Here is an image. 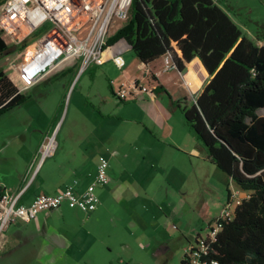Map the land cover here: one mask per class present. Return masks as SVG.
Returning a JSON list of instances; mask_svg holds the SVG:
<instances>
[{
  "label": "crops",
  "instance_id": "0c3cea01",
  "mask_svg": "<svg viewBox=\"0 0 264 264\" xmlns=\"http://www.w3.org/2000/svg\"><path fill=\"white\" fill-rule=\"evenodd\" d=\"M126 23L115 20L107 42ZM263 43L257 42L259 45ZM104 58L103 64L92 63L86 67L87 70L84 69L83 75L87 71L91 74L90 88L86 90L80 85L78 97H75L74 87L64 115L65 99L76 77L83 72L81 59L59 63L52 73L26 90L16 85L6 64L3 65L5 56L0 60L9 80L25 95L22 103L0 114V181L12 192L23 191L22 202L30 203L39 193H57L75 182V190L82 192L93 181L98 158L102 155L110 162V182L96 189L100 203L108 196L127 195L126 185L118 180L122 174L118 175L112 168L114 159L121 160L123 156L118 150L119 143H128V130L120 134L117 128L114 129L118 120L132 121L144 127L148 139L145 146L147 151L157 144L195 155H200L204 150L186 124L182 111L173 105V101L183 98L194 100L211 79L199 57L186 63L183 72L166 68L169 55L145 64L134 55L130 44L121 38L112 44L106 43ZM99 69L109 81L106 91L96 89ZM59 76L69 78L63 82L62 90L57 88L54 91L50 83ZM134 82L153 89L154 96L141 95L134 100H119L116 91L122 85L130 88ZM160 86L161 89L155 90ZM43 88L46 90L41 91ZM183 128L185 133L181 131ZM119 136L124 141L116 139ZM50 138L55 143L54 153L41 161L39 149ZM229 196L228 192L227 200ZM64 204L55 210L39 213L29 223L18 221L10 224L0 236V254L8 256L12 263L21 264H90L99 255L108 256L112 249L96 243L87 221L81 223L80 212L83 211L77 208L70 210ZM99 205L95 211L87 213L89 219L86 220L99 213ZM146 228L142 230L143 233ZM156 241L160 243L158 248H165L170 243L166 242L168 238L162 242L159 239ZM190 241L192 239L188 243ZM130 247L128 243L123 245L127 250ZM158 254L161 252H154V255Z\"/></svg>",
  "mask_w": 264,
  "mask_h": 264
},
{
  "label": "trees",
  "instance_id": "16d2710c",
  "mask_svg": "<svg viewBox=\"0 0 264 264\" xmlns=\"http://www.w3.org/2000/svg\"><path fill=\"white\" fill-rule=\"evenodd\" d=\"M121 38L145 64L169 55L183 72L201 59L211 79L194 100L173 105L209 161L248 192L231 219H217L222 227L208 241L207 257L218 264H264V43L249 38L214 0H132L130 18L107 44ZM12 50L0 34V60ZM24 100L0 65V114Z\"/></svg>",
  "mask_w": 264,
  "mask_h": 264
},
{
  "label": "rangeland",
  "instance_id": "374dc122",
  "mask_svg": "<svg viewBox=\"0 0 264 264\" xmlns=\"http://www.w3.org/2000/svg\"><path fill=\"white\" fill-rule=\"evenodd\" d=\"M214 1L232 15L249 38L260 43L256 35L264 34V0ZM83 34L84 30L79 33ZM10 53H14L13 50ZM83 73L84 70L76 77L74 86L65 99L63 115L67 112L74 87L76 86L75 97H78L81 86L86 90L90 88L91 74L88 71L84 75ZM97 75L96 89L100 92L108 90L109 81L105 79L101 69ZM68 78L59 76L50 83V87H54V91L57 88L60 91ZM116 123L117 127L114 125V129L117 128L120 134L124 130L129 133L126 136L128 143H119L118 150L123 156L121 160L114 159L112 168L118 175L122 174L118 180L126 185L128 192L124 197L113 195L101 200L99 213L91 220H86L87 213L80 212L81 223L87 221V227L96 237V243L112 249L108 256L99 255L90 264H181V256L188 240H193L197 233L206 235L207 222H212L224 213L228 192L231 200L232 197L234 200L246 198L248 192L238 188L226 173L208 160L203 146L204 150L200 155L165 144H157L147 151L145 146L148 139L144 134V127L126 120H118ZM181 131L185 133L186 130L183 128ZM120 137L116 139L124 141ZM64 207L73 210L69 205L64 204ZM209 218L213 219L208 220ZM145 227L147 228L143 233ZM166 238L169 245L158 248L160 243L156 240L162 242ZM126 243L131 246L128 250L123 248ZM157 250L161 252L160 255H154ZM0 264L21 263H12L8 256L0 254Z\"/></svg>",
  "mask_w": 264,
  "mask_h": 264
},
{
  "label": "built area",
  "instance_id": "2783aa9c",
  "mask_svg": "<svg viewBox=\"0 0 264 264\" xmlns=\"http://www.w3.org/2000/svg\"><path fill=\"white\" fill-rule=\"evenodd\" d=\"M132 0H5L0 5V34L14 53L5 56L6 68L16 85L26 90L52 73L61 62L81 59L82 69L90 64L104 63V49L111 25L115 20L128 21ZM85 34L79 35L81 31ZM42 31L41 35L34 34ZM166 68H174L166 58ZM141 95L154 96V90L140 82L130 88L122 85L116 96L121 101L138 99ZM54 141V140H53ZM55 143L44 142L39 154L41 161L51 156ZM109 159L98 158L93 181L83 190H75L76 182L54 194L39 193L30 203L21 201L23 191L12 192L0 181V236L12 223H29L40 212L52 211L67 203L85 213L95 211L100 203L98 187L109 183ZM231 195L224 213L231 219L236 205ZM230 204H233L231 206ZM218 217V218H219ZM214 219L208 223L207 233L198 234L184 251L185 264H218L207 257L208 241L214 240L222 224Z\"/></svg>",
  "mask_w": 264,
  "mask_h": 264
},
{
  "label": "flooded vegetation",
  "instance_id": "af4514ba",
  "mask_svg": "<svg viewBox=\"0 0 264 264\" xmlns=\"http://www.w3.org/2000/svg\"><path fill=\"white\" fill-rule=\"evenodd\" d=\"M109 178H110V176H109ZM109 182H110V180H109ZM105 186H106V185H105ZM198 234H200V233H198ZM198 234H197V235H198ZM197 235H196V236H197ZM194 239H195V238H194ZM192 241H193V240H192ZM192 241H191V242H192ZM189 243H190V242H189ZM189 243H188V244H189Z\"/></svg>",
  "mask_w": 264,
  "mask_h": 264
},
{
  "label": "bare ground",
  "instance_id": "6f19581e",
  "mask_svg": "<svg viewBox=\"0 0 264 264\" xmlns=\"http://www.w3.org/2000/svg\"><path fill=\"white\" fill-rule=\"evenodd\" d=\"M54 142L53 139H51V143Z\"/></svg>",
  "mask_w": 264,
  "mask_h": 264
},
{
  "label": "water",
  "instance_id": "95a60500",
  "mask_svg": "<svg viewBox=\"0 0 264 264\" xmlns=\"http://www.w3.org/2000/svg\"><path fill=\"white\" fill-rule=\"evenodd\" d=\"M131 46V45H130Z\"/></svg>",
  "mask_w": 264,
  "mask_h": 264
}]
</instances>
